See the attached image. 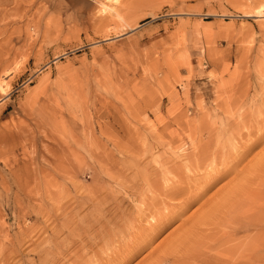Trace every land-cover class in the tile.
Segmentation results:
<instances>
[{
    "label": "rangeland",
    "instance_id": "obj_1",
    "mask_svg": "<svg viewBox=\"0 0 264 264\" xmlns=\"http://www.w3.org/2000/svg\"><path fill=\"white\" fill-rule=\"evenodd\" d=\"M260 4L0 0V264H264Z\"/></svg>",
    "mask_w": 264,
    "mask_h": 264
},
{
    "label": "bare ground",
    "instance_id": "obj_2",
    "mask_svg": "<svg viewBox=\"0 0 264 264\" xmlns=\"http://www.w3.org/2000/svg\"><path fill=\"white\" fill-rule=\"evenodd\" d=\"M260 5H261V4H260ZM103 8H105V7H103ZM106 8H107V7H106ZM108 9H110V8H108ZM111 9H112V8H111ZM111 9H110V10H111ZM113 9H114V8H113ZM256 10H257V9H256ZM111 11H113V10H111ZM114 11H116V10H114ZM114 11H113V12H114ZM113 12H112V13H113ZM263 12H264V6L261 5V6H260V9L255 13V14H256L255 17L260 18V19H264V15L262 14ZM114 13H116V12H114ZM114 13H113V14H114ZM114 16H115V15H114ZM116 17H119V16H116ZM2 87H3V86L0 85V91L3 90ZM3 92H5V91H3ZM3 92H2V93H3ZM210 177H211V176H210ZM211 182H212V181H211ZM207 184H208V182H207ZM196 197H197V196H196Z\"/></svg>",
    "mask_w": 264,
    "mask_h": 264
}]
</instances>
